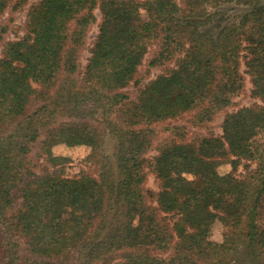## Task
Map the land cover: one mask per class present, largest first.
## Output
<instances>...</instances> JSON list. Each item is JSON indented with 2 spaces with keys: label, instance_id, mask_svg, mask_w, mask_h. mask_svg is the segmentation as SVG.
<instances>
[{
  "label": "trees",
  "instance_id": "16d2710c",
  "mask_svg": "<svg viewBox=\"0 0 264 264\" xmlns=\"http://www.w3.org/2000/svg\"><path fill=\"white\" fill-rule=\"evenodd\" d=\"M28 1L0 0V17ZM228 2L246 11H216ZM7 32L0 24L3 264H235L243 247L264 264V0H36L23 36ZM156 44L150 67L174 66L131 100L124 90L143 82ZM242 63L260 103L229 112L246 86ZM220 112V135L178 124L158 140V124L188 116L201 126ZM38 144L86 146L84 168L38 175ZM149 171L158 191L146 186ZM118 204L125 220L113 226Z\"/></svg>",
  "mask_w": 264,
  "mask_h": 264
},
{
  "label": "rangeland",
  "instance_id": "374dc122",
  "mask_svg": "<svg viewBox=\"0 0 264 264\" xmlns=\"http://www.w3.org/2000/svg\"><path fill=\"white\" fill-rule=\"evenodd\" d=\"M36 0H29L28 4L23 7L18 12H12L8 9L1 17L0 24L6 25L8 27V32L6 34L7 40L17 39L18 37L23 36L24 28L27 18V11L31 3H34ZM219 9V10H218ZM216 11H220L225 17L233 19L235 16H238L246 11V8L243 6L236 5L235 3L228 2L220 8H217ZM98 21L100 20L101 14L97 9L95 11ZM98 25L94 24L90 27L88 37H87V46L83 51L81 57V70L87 62V58L90 56L89 50L91 49L96 36L98 34ZM216 32V31H215ZM2 45H0V56L2 52ZM158 51V44L153 45L148 54L145 57L143 65L140 67L139 78L143 82L138 84H132L124 91L129 95L131 100H135L138 96V90L147 84L150 80L156 78L164 70V67L169 65L173 67L174 63L171 62L165 66L162 64L157 67H150L149 62ZM245 66L242 63L241 72L245 76L246 86L242 93L235 96L233 106H231L227 111L232 112L240 107L252 106L255 103H260L259 100L255 99L251 95L252 84L250 82V77L245 73ZM225 112H220L216 114L214 119L208 123L201 126L193 125V121L190 117L186 116L178 120H170L161 124H158V129L160 131V136L158 140H165L167 138H172V130H169L173 125H183L187 132L196 134L199 136H209V135H220L221 134V125L223 123ZM154 144L152 150H150L149 156H154L157 152L155 147L158 144V141ZM118 149V140L110 133L106 134L104 140V152L112 159L114 166H116V153ZM89 153V149L86 146L79 147H67L65 145H47L45 150H42L38 145H36L32 151L31 157L34 162L37 163L36 172L38 175H42L46 170L57 172L58 170L63 172L68 177H75L78 175L80 170L84 168L83 159ZM86 167V166H85ZM88 168V167H87ZM91 172H94L92 167H89ZM230 170V165L225 164L220 167L222 173L228 172ZM239 173L243 174L244 170L242 167L239 169ZM146 186L153 191L159 190V181L156 179L155 175L148 172V179ZM124 206L118 204L111 211L110 214V224L117 225L121 221L125 220L124 216ZM221 234V228L216 227L213 232V239L219 240ZM5 247H4V231L0 226V264L5 262ZM235 264H262V259L258 256L257 252L252 247H243L237 257Z\"/></svg>",
  "mask_w": 264,
  "mask_h": 264
}]
</instances>
